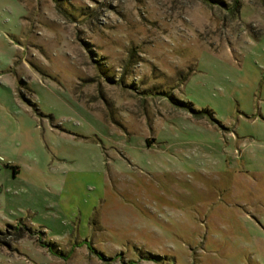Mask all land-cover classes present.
Listing matches in <instances>:
<instances>
[{"label":"rangeland","instance_id":"obj_1","mask_svg":"<svg viewBox=\"0 0 264 264\" xmlns=\"http://www.w3.org/2000/svg\"><path fill=\"white\" fill-rule=\"evenodd\" d=\"M221 1L0 0V264H264V0Z\"/></svg>","mask_w":264,"mask_h":264},{"label":"crops","instance_id":"obj_2","mask_svg":"<svg viewBox=\"0 0 264 264\" xmlns=\"http://www.w3.org/2000/svg\"><path fill=\"white\" fill-rule=\"evenodd\" d=\"M19 67V74L17 73L16 76L13 75L12 71H13V67L14 66H8L7 68L5 67V64L0 63V91H2L3 89L6 90L8 92V99H10V101L12 102V107L8 109H2L1 112H4V115L9 117H12L13 115H15V113H17L16 108L19 107L20 109H26L27 105L25 104L24 100L21 101L19 98V93H17V91L19 90L21 95H23V97L25 98V100L27 99V95H25L23 93V89L22 87H20V81L22 82V75H24V66L22 64L18 65ZM6 73H10L7 75ZM19 82V83H18ZM23 84V83H22ZM25 84H23L24 87ZM22 86V85H21ZM28 109V108H27ZM22 112V111H21ZM23 112H30V111H26L24 110ZM21 175V166L20 163L17 160L11 159V158H6L5 156L0 154V184L4 186V183L7 182V180H12L15 178H18ZM33 224L28 223L29 226L32 227H37V228H42V230L40 231L42 233V239L47 241V239H49V241H54V240H61V239H57L56 236H54L55 233H50V228L46 225H38L36 226V222L31 221ZM35 223V224H34ZM79 228V227H78ZM79 231H82V228H79ZM78 231V232H79ZM50 233V234H49ZM66 232H63V234H65ZM53 236V237H51ZM49 237V238H48ZM55 242V241H54ZM23 244V245H22ZM22 246H27L28 247V251H21L22 253H15L12 254L11 256L13 257H17L19 259L25 260V258H27L28 254H29V250L32 249L33 250V254H35L36 256H44L42 255L41 251H39L38 249H33V247L29 249V246L27 243H21ZM41 248H44L42 246H40ZM37 257V258H39ZM45 257V256H44ZM49 258V257H48Z\"/></svg>","mask_w":264,"mask_h":264},{"label":"trees","instance_id":"obj_3","mask_svg":"<svg viewBox=\"0 0 264 264\" xmlns=\"http://www.w3.org/2000/svg\"><path fill=\"white\" fill-rule=\"evenodd\" d=\"M203 1L205 3L211 4V5H221V3H222L221 0H203ZM170 98H172L174 103L177 104L178 106L188 108L193 116L201 117V116L206 115V114L210 116L212 113L208 109L196 110L195 108H193V106L190 102L179 101V100L173 99V97H170ZM39 242L41 244H43L44 246H46L51 253H54L56 255H61L63 253L61 250L57 249V247L52 242H49V241L48 242L47 241H39Z\"/></svg>","mask_w":264,"mask_h":264}]
</instances>
